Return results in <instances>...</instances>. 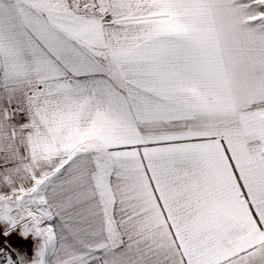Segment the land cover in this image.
Listing matches in <instances>:
<instances>
[{
    "label": "snow or ice",
    "instance_id": "6c2138e0",
    "mask_svg": "<svg viewBox=\"0 0 264 264\" xmlns=\"http://www.w3.org/2000/svg\"><path fill=\"white\" fill-rule=\"evenodd\" d=\"M0 264H264V0H0Z\"/></svg>",
    "mask_w": 264,
    "mask_h": 264
}]
</instances>
